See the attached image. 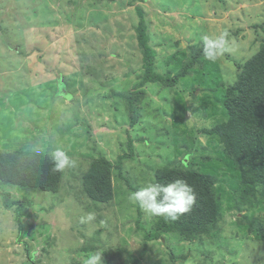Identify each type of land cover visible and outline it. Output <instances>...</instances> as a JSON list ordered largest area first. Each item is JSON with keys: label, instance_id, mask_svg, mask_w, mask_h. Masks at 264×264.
I'll list each match as a JSON object with an SVG mask.
<instances>
[{"label": "rangeland", "instance_id": "1", "mask_svg": "<svg viewBox=\"0 0 264 264\" xmlns=\"http://www.w3.org/2000/svg\"><path fill=\"white\" fill-rule=\"evenodd\" d=\"M129 1L0 0V152L43 149L51 157L59 147L73 161L55 191L0 181V192L24 202L16 217V206L4 207L0 196V264H85L97 251L102 264H130L158 218L129 200L131 186L154 182L155 170L170 164L215 177L221 220L215 235L188 241L165 232L146 241L139 264H264V231L248 227L255 220L264 229V189L242 199L238 167L205 133L227 119L223 99L235 62L262 44L264 0ZM135 6L162 75L178 72L204 37L228 30V50L202 58L171 87L136 88L143 68ZM135 91L143 94L130 125ZM98 156L112 164L108 202L82 190Z\"/></svg>", "mask_w": 264, "mask_h": 264}, {"label": "trees", "instance_id": "2", "mask_svg": "<svg viewBox=\"0 0 264 264\" xmlns=\"http://www.w3.org/2000/svg\"><path fill=\"white\" fill-rule=\"evenodd\" d=\"M142 1V0H141ZM129 5L133 4L130 0ZM138 17L134 31L141 50L143 72L135 87L144 83H160L171 87L186 76L191 68L201 65L204 58V44L190 47V58L174 75H162L154 70L155 51L149 44V35L144 12L135 6ZM260 48L244 62L236 63L239 68L236 79L225 87L223 105L227 111L225 122L217 124L205 133L215 135L224 147L225 153L234 161L240 171V197L249 202L248 196L257 193V187L264 189V38ZM224 85V84H223ZM142 91H135L128 102L130 125L136 121L134 105L141 99ZM37 151L15 150L0 152V181L21 188L55 191L62 172L53 171L51 157ZM179 164L167 165L154 172V182L166 183L183 178L196 192V205L193 210L172 221L158 217L153 231L144 232V248L138 257L129 261L139 264L145 252L146 241L159 239L162 233L175 232L182 238L192 241L202 235L213 234L221 220L220 201L214 192L215 177ZM112 164L104 156L93 159L82 175V190L93 202H108L114 196L112 184ZM134 190L137 188L131 186ZM3 206H16L20 217L24 207L21 200H12L7 192H0ZM238 209V204H235ZM140 214V211H138ZM256 224V225H255ZM250 231L253 228L259 234L264 229L255 220L248 221ZM215 235V234H213ZM30 264H33L32 262Z\"/></svg>", "mask_w": 264, "mask_h": 264}, {"label": "clouds", "instance_id": "3", "mask_svg": "<svg viewBox=\"0 0 264 264\" xmlns=\"http://www.w3.org/2000/svg\"><path fill=\"white\" fill-rule=\"evenodd\" d=\"M228 38V30H224L214 39L204 37V58L214 61L218 51L222 53L228 50ZM43 151L42 149L37 154H42ZM50 156L53 171L63 172L65 168L73 164L67 153L59 147L52 149ZM129 200L148 215L164 217L172 221L191 212L197 202L196 192L183 178H176L166 183L147 182L130 192ZM87 218L92 219L93 217L89 214ZM102 253L97 251L90 254L85 264H102Z\"/></svg>", "mask_w": 264, "mask_h": 264}]
</instances>
